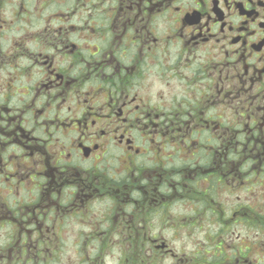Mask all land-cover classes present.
I'll return each mask as SVG.
<instances>
[{
  "label": "flooded vegetation",
  "instance_id": "obj_1",
  "mask_svg": "<svg viewBox=\"0 0 264 264\" xmlns=\"http://www.w3.org/2000/svg\"><path fill=\"white\" fill-rule=\"evenodd\" d=\"M0 264H264V0H0Z\"/></svg>",
  "mask_w": 264,
  "mask_h": 264
}]
</instances>
